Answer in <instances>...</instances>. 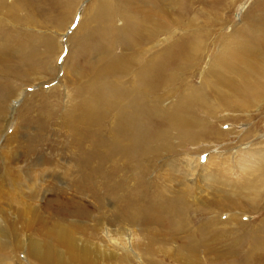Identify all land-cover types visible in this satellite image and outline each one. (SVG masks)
<instances>
[{"label":"bare ground","instance_id":"bare-ground-1","mask_svg":"<svg viewBox=\"0 0 264 264\" xmlns=\"http://www.w3.org/2000/svg\"><path fill=\"white\" fill-rule=\"evenodd\" d=\"M81 2L71 13L73 3L66 4L67 23L72 22ZM208 4L209 0H93L84 8L67 39L78 38L82 26L87 25L85 34L95 42L99 67L87 73L74 62L78 78L70 84L68 105L58 120L54 121L53 111L45 117L34 115L45 127L51 125L49 121H58L63 130L59 145L53 144L50 154L42 149L20 166V156L13 149L1 153L0 264H118L128 260L130 253L136 264L264 263V27L257 28L262 23L229 26L221 15L213 17ZM33 7L32 0H0V118L7 127L14 125L10 118L17 112L12 105L21 97L17 93L21 66L30 62L36 51L29 55L34 49L30 51L28 46L29 50L23 51L21 41L6 35L5 21L33 22ZM224 7H229L228 1L221 5ZM91 12L97 18L87 24ZM66 18L56 26L66 24ZM227 27L232 33L225 32ZM248 32L261 36L248 37ZM25 37V41L34 39ZM34 42L28 45L33 48ZM49 42L44 39L42 46ZM118 47L124 51L112 58ZM62 49L59 43L54 78ZM68 55L62 62L61 80ZM33 66L25 72H33ZM25 107H30L26 112L34 110L28 103ZM8 112L12 115L4 120L1 115ZM227 124L231 126L227 132L218 129V125ZM238 125L245 128L237 132L234 127ZM18 131L15 128L11 135L20 136ZM228 135L239 142L230 157L210 154L201 165L199 155L206 150H198L195 164L189 157L167 163L170 172L177 171L181 176L177 179L183 182V188L172 196L162 195L157 205L168 217L147 210L128 213L125 222H137L141 236L124 227L117 215L119 172L126 173L130 181H142L162 154L177 158L178 148L202 142L224 143V149L230 150ZM172 177L154 175L156 181L162 178L166 183ZM85 183L93 193L95 207L101 206L105 195L112 201L111 221L117 229L100 226L103 245H83L70 234L73 225L47 223L37 209V202L46 194L63 187L60 193L70 187H86ZM128 187L133 198V184ZM208 189L209 195L197 198L201 206L188 201L194 192L201 198ZM127 201L131 202L129 197ZM244 207L254 217L258 213L254 223L244 219L250 217ZM75 208L80 217L87 212ZM201 211L205 213L202 220H196Z\"/></svg>","mask_w":264,"mask_h":264},{"label":"rangeland","instance_id":"rangeland-1","mask_svg":"<svg viewBox=\"0 0 264 264\" xmlns=\"http://www.w3.org/2000/svg\"><path fill=\"white\" fill-rule=\"evenodd\" d=\"M32 1H34L33 8L35 11L34 12L35 20L33 19V22L28 23L21 20L19 21L20 23H15L9 19L5 21V24L8 28L6 35L10 37L14 35V37H16L19 41L22 42L21 43L22 49L27 47L26 49L29 50L28 49L29 46L30 51L34 49L30 52L29 55H31L33 51L34 52L36 51L35 52L36 56L33 59H31L30 62H26V63L24 62L23 66H21L22 67V69L20 70L21 74L19 75L21 79L17 85V93H19L21 97L19 99V102L12 105L13 108L15 109V112L17 113L12 115L10 112H8L4 114L2 113L1 115L4 120H6L7 116L12 115L11 116L12 118L10 119L11 120L13 119L14 122L12 123H14V125L7 127V125L4 124L3 120H1L0 118V135L2 134L0 136V149L2 148V145H4L3 151L0 152V170L4 162L2 158L3 157L2 154H9L12 152V149L14 150V152L18 153L17 154L18 156H20V159H18L17 162V165L19 164L20 166L21 164H27V161H30L33 155H36L37 152H41L44 150L43 153L45 152L46 154L47 153L50 154L51 152L49 151L51 150L53 144L59 145L58 143H60V141L58 140L62 139L60 132H62L63 130L59 128L58 121L56 123H54L53 121H49L52 122L51 125H48L46 127L42 126L43 124L42 120L38 119L37 117L35 118L34 117L35 113L38 117L41 116L45 117L50 115L51 112L53 111L55 113L54 115L56 116V119L54 121L58 120L57 117L60 116V113H62L63 110H65L66 106L68 105V100H69L68 90L70 89V84L74 79L78 78V74L73 68L74 67L73 63L75 62L78 65L79 69L87 73H93L99 67L100 57L96 55L94 49L95 42L91 37L90 39L88 38L89 41H86L88 40L85 34L87 32V25L82 26L84 27V29L82 32L79 33L78 38L76 37V39L74 40L73 37V39H70L69 42L67 39L69 36H71L70 34L74 30V28L78 25L81 16H83L84 8L87 7L90 3H92L93 0L92 2L91 0H64L61 3H57L56 0H32ZM80 1L82 2L78 5L79 7H77L78 10L76 11V14L73 17L74 19L72 20L71 23H67V21H69L66 18L68 13L64 14L66 9L65 8L66 4L68 2L73 3V7L71 8L70 11L71 13L73 12L76 5ZM227 1L229 3V7L221 8V5H223ZM208 5L211 6L213 17L215 16L220 17L221 15V17L228 20L229 26L233 24L239 27V26H244V24H248V23H258V24L262 23L257 28L259 29L261 28V30H263L264 0H209ZM155 10L159 11V9L157 8ZM95 14L96 13H92V12L90 14H87V21H88L87 24H89L92 20H95V18H97ZM65 18H66V24H63L60 28L57 27L56 22L58 24V22H61V20ZM119 22L121 21L117 20L115 22L116 25H120ZM66 27L68 29H66L62 34V36L60 37L62 30ZM232 31L233 29L231 27H227L225 30V32L228 34L232 33ZM261 32L259 30V33ZM26 35H31L34 37V39L25 41V39H27L25 37ZM258 35L255 33L248 32V37L256 38L258 37ZM44 39L50 41L48 44L49 46L48 45L42 46V41ZM33 41L35 42L32 48L28 44ZM58 42L61 44L63 49L62 52L57 57L58 58L57 66L59 67V72L54 78L55 75L54 61H55L57 49L59 47ZM92 48L94 49L95 52L94 54L92 53ZM262 50H264V45L262 46ZM23 51H25V49H23ZM123 51L124 49L122 47H118L114 50L111 57L113 58L115 56L116 59L117 58L116 55L118 54L120 55V53H122ZM19 54L21 53H18V55ZM66 55H68L65 61V69H64L66 71V75H64L63 79L61 80V77L63 75V70L61 66ZM31 65H34L32 68H30L32 69V71L33 70L34 71L31 73L25 72L27 70L26 67H29ZM25 73H27L28 77L26 75H23ZM25 77L26 79H24ZM79 80L82 81L83 78L79 76ZM59 81L60 84L58 85V87H56ZM40 102L46 104L47 106H43ZM27 103L34 106L33 111L30 110L29 112H26L28 108L32 107V106L25 107ZM225 122H229V120H226ZM15 123L17 124V126H15ZM15 128L19 129L18 132H20V136L19 135L17 136V134H13V136L11 135L12 131ZM230 128L231 126L229 124L224 126L218 125V129L223 132H227L228 130H230ZM244 128L245 125H238L236 126V128L234 127L235 131L237 132L243 130ZM226 139L229 142H231L230 150H227L226 148L224 149L225 147L224 143H220V144L212 143L205 145L204 142H202L201 145L197 144L194 145L193 147L191 145H186L183 148H178L177 152L179 156L177 158H174L172 156L173 157L172 159L171 156H166L162 154V156L154 159L153 163L151 164V168L147 169L142 181L139 180L130 181V178H128L129 176L126 173L119 172L116 176L117 181H120L119 191H118L119 195H117L120 198V202L117 206L118 207L117 215L119 216L120 220L124 221L125 224L124 227L134 231L135 234L140 235V233H137V231L139 232L140 230V226L139 224H137V222H135L134 225H132L129 222L128 223L125 222L126 219H124V217L128 216L127 215L128 213L129 215L143 214L144 213L143 211L147 210L149 212L157 213L160 216L162 214L163 216L168 217L169 215L165 213L166 211L163 208L161 210L159 207H157V205L161 203L162 195L172 196L173 194H175L174 192L177 191L178 188L179 189L183 188L182 185L183 182H180L182 181L181 179L179 178L177 179V175L181 177L177 173V171L174 172V174L170 172L167 163L168 162L171 163V161L174 159L175 161H177V163H180L182 162L183 158L189 157L191 158L192 163L194 161L195 164L198 150L201 151L206 150L204 152H201L199 155V162L201 165L205 164V162L203 163L201 162L202 156H206L208 159V156L210 154L214 155L215 153L216 154L220 153V156H222L221 158L230 157L233 155L235 151L234 147L237 146L239 142L237 143L234 142L232 135L226 136ZM229 160L227 164L231 166V160L230 161ZM123 172L125 171L123 170ZM155 173L157 175L158 174L166 175V176L169 175L170 177L173 176L172 177L173 180L166 183L163 182L162 178H160L159 181H156L154 179ZM129 183L131 185L133 184V187L135 189V193H133L134 199L131 198V196H129L127 192V189L129 188L128 185H130ZM164 184L166 185L165 189H163ZM85 185L86 187L84 186L70 187V189L66 190L64 193H60L64 189V187L62 185H58V187L60 188L63 187L62 190H59L57 192L52 191L50 194H46L44 200H39L37 202V203L40 202L39 207L37 204H35L37 205L35 207H38L37 209L40 212V215L42 214L44 220L47 223L57 222V223H68L73 225V228L70 229V234L74 236L77 239V241L81 242L83 245L92 246V245H98L99 243H102L103 245L100 226L103 225L102 228L105 229L107 228L109 230L117 229V226L114 225L113 221H111V219L113 218L112 207H111L112 201L109 195H105V197L103 196V198L105 199L104 200L101 199V203L99 202L101 206L99 205L100 207L99 206L95 207V203L93 201V193L89 190V187H87V183H85ZM167 190H170L168 194L166 192ZM209 191H210L209 189L206 190L205 194H203L201 198L197 192H194L192 194V197L188 198V201L190 203L194 201L197 204H199L197 198L204 199L207 195H209ZM262 193L264 194V188L262 190ZM76 195L79 197H76ZM261 196L262 198L264 197V195ZM128 197L130 198L131 201L129 202L130 205L127 201ZM74 204L75 206L83 207L84 210L86 208L87 212L82 217L78 216L76 214V208ZM198 206L201 205L199 204ZM107 207H109L108 209L110 210V212L108 211ZM244 209L243 212L248 216H250V217L246 216L244 217V219L246 218L247 220L251 219L247 221V223L248 222L254 223L253 219L257 216L258 213L254 217L255 214L253 215V213L249 212L248 209L245 207ZM201 214L204 215L205 214L204 211H201L200 213L196 214L197 215L196 220L202 218V217L200 218ZM219 215L220 214H217L216 216ZM244 219H242V221H245ZM238 250L240 251L242 250V248L239 247ZM135 253H137V255L142 258V254L138 249H136ZM118 254L121 256V252H118ZM126 257H127L126 259L128 260L121 261L120 263L118 262V264H136L135 262L137 261L135 260V258L131 253L127 254ZM142 264H147V263L142 262ZM163 264H175V262L171 263L170 261H167Z\"/></svg>","mask_w":264,"mask_h":264},{"label":"snow or ice","instance_id":"snow-or-ice-1","mask_svg":"<svg viewBox=\"0 0 264 264\" xmlns=\"http://www.w3.org/2000/svg\"><path fill=\"white\" fill-rule=\"evenodd\" d=\"M74 27H75V25H74ZM206 160H207V157L206 156H202L201 157V162L203 163V162H206Z\"/></svg>","mask_w":264,"mask_h":264}]
</instances>
